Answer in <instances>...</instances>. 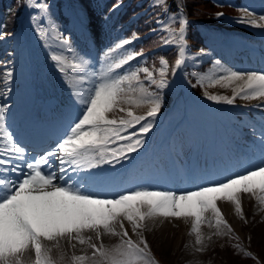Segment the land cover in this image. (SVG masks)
<instances>
[{
  "label": "snow or ice",
  "instance_id": "1",
  "mask_svg": "<svg viewBox=\"0 0 264 264\" xmlns=\"http://www.w3.org/2000/svg\"><path fill=\"white\" fill-rule=\"evenodd\" d=\"M25 3L38 12L31 19L37 25L39 38L49 47L50 42L55 43L56 51L50 59L67 80L74 118L54 148L33 156L6 126L9 105L0 104V264H21L24 254L31 251L35 254L34 264H56L45 241L58 246L65 238L92 249L90 257L74 255V264H158L143 234L150 223L191 220L190 234L195 235L197 245H202L204 226L216 229L215 235L234 232L218 202L231 203L240 219H245L242 194H250L264 207V133L258 163L219 182L182 193L138 187L102 195L100 189L107 184L103 166L114 167L130 160L131 154L144 147V138L161 111L159 90L169 87L170 62L160 57L159 67L155 62L149 66L143 50H129L126 46L139 38L135 32L131 39L110 44L98 61H93L78 50L67 29L57 27L45 0ZM152 4L159 12L154 17L157 27L150 31L160 33L161 46H176L178 52L171 71L175 76L190 58L191 49L185 38L189 20L183 10L172 13L167 0H152ZM122 6V0H115L108 11L115 13ZM177 7L180 9L179 4ZM223 15L217 14L218 18ZM45 19L47 28L41 26ZM109 20L110 17L105 18V22ZM236 23L264 29V14L257 16L245 9ZM89 27L83 19L78 20L77 29L85 38ZM93 35L99 44V34ZM12 75L11 71L4 75L6 84ZM192 75L196 76L193 87L220 86L232 92L229 96L205 91L209 101L233 105L237 98L257 100L261 101L257 107L264 108V71L241 72L215 60L207 72L201 70ZM151 86L157 91L150 90ZM141 107L147 108L146 114L137 115L134 109ZM115 111L124 116L112 118L110 114ZM126 223L138 240L129 234ZM86 232L94 233L100 243L93 242L92 236L86 237ZM105 235L119 237L120 242L106 247L102 241Z\"/></svg>",
  "mask_w": 264,
  "mask_h": 264
},
{
  "label": "rangeland",
  "instance_id": "2",
  "mask_svg": "<svg viewBox=\"0 0 264 264\" xmlns=\"http://www.w3.org/2000/svg\"><path fill=\"white\" fill-rule=\"evenodd\" d=\"M175 7L180 2V0H171ZM228 1V0H227ZM255 0H247V3L245 0H242L240 3L234 5V10L232 13H235V16H225L219 17L212 21L215 25L213 30L215 31L214 39L221 40L223 34H222V28H227L230 23L233 25V22H236L244 15V10L247 9L249 12H252L255 15H260L259 10L260 6L258 4H254ZM3 6L1 9L0 19H3L5 14V19L7 17V3L6 0H1ZM260 2V0H258ZM78 3L81 6H84V8L87 9V14L89 15L92 25L95 26L94 32L99 34V41L100 43L97 44L96 48L92 49H86L82 46H79L76 43V37L73 34L72 27L70 24H67L66 26L57 25V23L54 22L57 25V27L61 30L67 29V34H70L73 37V40L76 43V46L78 50L83 54L87 53L88 58L92 59L93 61H98V59L103 55L104 50L112 43L116 42L118 39H123V33L125 34V31L127 28H123L124 24H122V20L124 19L125 14L128 11L129 5L126 6V11L121 17V21L117 22L118 17L116 16V12L120 9H118L115 13L109 12L106 9H109V7L106 5L104 9H101V5L98 0H78ZM50 11L52 14V17H58V13L56 10V7L54 5V0L50 1L49 3ZM78 4V5H79ZM225 3L219 4L220 7L217 8V14L223 13L222 11L219 12V10L222 8V5ZM254 4V5H253ZM148 8V7H147ZM177 8V7H176ZM102 10V11H101ZM262 12V11H261ZM38 12L34 9H31L26 6V3L23 5L22 12L19 16H17L20 20L21 24L18 25V27L14 28L11 33H4L5 36H11L8 38V41L12 39V42L14 45V49H21L24 46L25 42H29L32 44L34 50L38 54H33V56L39 57V59L45 61L47 63L49 61V58H47V52L49 51H55L56 48L53 46V42H50L51 47L45 44L43 40L39 38L38 32L36 31L37 25L32 22V16L37 15ZM224 14V13H223ZM263 14V12H262ZM110 17V20L108 22H105V18ZM47 21V19H45ZM44 20V21H45ZM45 21V22H46ZM45 22L41 26L46 27ZM222 28H220V27ZM3 27V22L0 20V28ZM47 28V27H46ZM25 30V31H24ZM2 33V32H1ZM15 34L16 36H14ZM25 35V37H24ZM132 35V33L130 34ZM12 36H14L12 38ZM218 36V37H217ZM126 37V35H125ZM128 38V37H127ZM132 36L129 38L131 39ZM211 38V37H209ZM144 39L134 41L132 45L126 46L131 51H140L147 48H152L154 45L158 44L153 43L149 46H143ZM14 49L12 48L11 51L14 52ZM156 51V50H155ZM153 51V52H155ZM169 51V50H168ZM152 53V52H150ZM247 52L241 53V59H239L240 62H237L238 66L232 65L228 63L227 60H224L223 53L220 51L219 53L216 52L215 48L213 47H207L203 48V53H201V50L198 52L191 53V62L188 66L193 65L195 67V73H200L201 70L203 72H207L209 69L212 68L213 63L215 60H220L221 64L224 67H230L233 70H238L241 72H252L251 70H246L244 68V64L247 63L246 60L250 59L249 55H245ZM245 55V56H244ZM199 56V59H193L194 57ZM171 56H168L170 65H174V61H171ZM176 57V56H175ZM144 58L147 59L146 53L144 54ZM174 58V57H173ZM26 59V56L24 55L23 58L18 59L19 62L24 63ZM175 59V58H174ZM201 61H203L201 63ZM211 62V63H210ZM135 64L136 62H131ZM210 63V65L204 66V68H198L200 64H207ZM243 66V68H242ZM97 67H99V64H97ZM159 67V65L157 66ZM172 67V66H170ZM198 68V69H196ZM172 68H169V71L171 72ZM196 83V76H194V80ZM172 84L170 75H169V84ZM173 86V85H172ZM174 88V87H173ZM173 88L170 96L173 94ZM152 91H157V89L154 87H151ZM171 87H167L166 91L170 92ZM203 95L204 92L207 91L209 94L213 95H232V92L230 89H224L220 86L215 87H208V88H202L200 90ZM160 95L162 97V106L167 104L169 105L171 101L167 100V96L164 95V89L159 90ZM166 94V92H165ZM174 98H176V101L174 103L175 107L177 104H179V99L176 95V90L174 88ZM168 101V102H167ZM166 102V103H165ZM223 104V103H221ZM174 105H172L170 109H165L164 106L161 108L160 113L155 118V122L158 121L160 118L161 126H160V135L165 133V130H168L174 122L178 121V117L180 115V108H175ZM146 107H141L139 109H134L135 113L137 115H143L146 114L145 110ZM116 116L117 119L124 116V113H121L119 111H115L111 113ZM162 120V121H161ZM197 124L201 126V124L197 121ZM155 125V123H154ZM7 126V124H6ZM139 127V125H137ZM154 127V126H153ZM132 130V129H131ZM184 132V131H183ZM150 134V133H149ZM148 134V135H149ZM166 134V133H165ZM164 134V135H165ZM183 136V133H179V136ZM178 138V137H177ZM180 138V137H179ZM186 152L188 151V141H186ZM254 160V159H253ZM258 163L257 161H254ZM253 165V164H252ZM251 165V166H252ZM251 166H246L243 170L237 172H243L246 168H249ZM190 167V162L187 164V168ZM145 170V166L141 167L140 173L141 175L137 176L133 180V184L129 188V190L136 189L138 187H148L150 189L154 190H161L160 188L172 190L177 193H182L188 190H192L194 188H197L199 186L205 185V184H212L219 182L227 177H222L221 175H212L210 177H207L206 179H202L196 184H192V181L189 180L188 182H184L180 186H175L172 180L163 173L161 170V175H154L153 172L151 174H143V171ZM190 174V173H189ZM234 175V174H233ZM158 179L160 184H155L154 181ZM189 184V187L186 189H179L181 186H187ZM128 191V190H127ZM246 197V207H244V217L245 219H240L241 225L240 227H235L233 225L232 228L234 232L229 235H224L226 237L234 238L239 237L238 244L231 243L229 240H227L226 246L225 244L222 245V239L224 236L215 235L216 229L214 228H208L207 226L202 227L201 231L204 236V242L202 245H197L195 243L196 237L194 235V239L187 240L186 236H189L188 230H183L182 234H180V230L182 225L185 224V222L190 223V220L185 221L183 219L177 220H157L155 223H150L147 230L144 231L145 239L148 240L151 243V247L153 246V252L152 255L154 256L157 252H159L160 256H154V258L159 262L158 264H164L163 260L166 262V264H264V207H261L259 203L250 195V194H244ZM221 206V210L223 214L228 211L226 208L227 203L229 202H218ZM224 203V204H222ZM230 208V210L227 212V215L230 216L231 219H234L233 214L235 212L234 206L230 203V205L227 206ZM232 207V208H231ZM247 221V223L245 222ZM93 233L86 232L84 235L91 236ZM193 235V234H191ZM183 236V238H182ZM208 237H211V239H208ZM132 238L134 240H138V238L132 234ZM235 239V238H234ZM235 243H237V239H235ZM120 242V238L116 236H108L106 235V239L104 242V245L106 247H112ZM46 245L49 246L52 249L51 255L53 259L56 261V264H74L72 257L74 255H86L91 256L92 249L85 245H80L76 242V246H72V241H69L67 238L62 239L59 241V245L57 246L56 242H50L45 241ZM229 245V246H227ZM239 245V248L237 247ZM198 248H203V251H197ZM227 248V251H226ZM243 249V251H241ZM179 250L181 252H179ZM245 252H251L252 256H246ZM154 253V254H153ZM61 256H63V259H61ZM35 254L34 251L25 253L24 256L21 258V264H34ZM86 264H91V261L86 262Z\"/></svg>",
  "mask_w": 264,
  "mask_h": 264
},
{
  "label": "trees",
  "instance_id": "3",
  "mask_svg": "<svg viewBox=\"0 0 264 264\" xmlns=\"http://www.w3.org/2000/svg\"><path fill=\"white\" fill-rule=\"evenodd\" d=\"M112 0H110L111 2ZM147 1V3H151V8L149 9V11L145 14H141L139 16L138 19H136V21L134 23H132L127 30L125 31L126 36H129L131 33H138V34H142L144 31L148 30L151 27H154L155 21H154V17L156 15L157 12H159V9L154 8L153 4H152V0H134L131 3V6L129 7L127 13L125 14L124 17H126L131 11H132V7H134L135 9H139L141 7V4L143 5V2ZM224 1V0H222ZM237 2H239L240 0H236ZM109 3V1H107L104 4V7ZM185 4L186 7L189 11V13L192 16L195 17H208V18H214L216 17L217 14V8L220 7L218 0H185ZM23 5V0H10V10L7 14V17L5 19V30H10L12 28V26L15 24V14L18 13L21 9V6ZM60 5V1L59 4ZM225 10L228 11H233L234 7L232 4L230 3H225L222 6ZM170 10H172V8L170 7ZM159 36L160 33H154V35L152 37H149L147 39L144 40V43L142 44L143 46H149L153 43H157L160 42L159 41ZM208 38V34L206 33V28L202 25L199 24L197 22H194L193 24H191L190 26V41H191V45H192V50L194 52L199 51L200 49L206 48L208 47V45L205 43V39ZM163 49L160 48L158 51L149 53L147 60L149 63V66L152 65L153 62L156 63V66L159 65V56L160 55H166L171 56L170 59L171 61H173V57L175 56V50L171 49ZM211 63V62H210ZM210 63L207 64H200L198 68H204V66H209ZM172 66V63L171 65ZM171 68V67H169ZM196 68V69H198ZM195 67L193 65L188 66V77L190 78V80H194V75H192L193 73H195L194 70ZM154 87V86H151ZM198 91L201 90V87L196 86L195 87Z\"/></svg>",
  "mask_w": 264,
  "mask_h": 264
},
{
  "label": "bare ground",
  "instance_id": "4",
  "mask_svg": "<svg viewBox=\"0 0 264 264\" xmlns=\"http://www.w3.org/2000/svg\"><path fill=\"white\" fill-rule=\"evenodd\" d=\"M77 12L78 13H75V15H76V17L80 20V19H83L84 20V23H86V24H89L90 23V21L88 20V16H87V9L86 8H84V6H81L80 4L78 5V8H77ZM54 20V19H53ZM238 29V31H237V33H240V34H242V36L244 37V38H250V40H252L251 39V37H256V34H257V32H256V28L255 27H253V26H251L250 24H248V23H236V22H233V25L230 23V27H229V30L230 31H233V32H235L234 30H237ZM243 32V33H242ZM256 33V34H255ZM55 44V43H54ZM0 45H2V43H0ZM32 59L35 61V62H38V61H43V60H41V59H39V57H37L36 55L35 56H32ZM44 62V61H43ZM52 65L54 66L55 64L54 63H52ZM49 67H50V69H53L54 71L52 72V73H54V74H57V76H58V78H59V80H60V82H61V84H62V89H63V96H64V98L66 99L65 101H66V103H69L70 101L72 102V97H71V93H70V88L68 87V84H67V80H66V78L58 71V69L57 68H54V67H51L50 65H48V64H46L45 62H44V65H43V67H42V69L40 70L41 71V73H43V74H45L44 75V77L43 78H45L46 77V75H47V69H49ZM11 68H12V65H9V69H7V70H11ZM260 69V68H259ZM254 71H256V72H261V71H264V70H258V69H256V68H254L253 69ZM34 71H36V70H34ZM39 74V73H38ZM226 105V104H225ZM224 105V106H225ZM224 106H223V108L221 109L223 112H225L224 111ZM70 107H69V105L67 104V107H66V110H67V112H70V109H69ZM67 122V121H66ZM240 130H238V132H239ZM50 136V133H49V131L47 132V134H46V136H45V138L43 139V141L42 140H40V141H42L43 142V144H45L46 142H47V137H49ZM51 137V136H50ZM241 200H242V207H243V209H244V207H246L245 205H246V197H245V195L244 194H242V197H241ZM222 204H224V203H222ZM228 205H230V203H227V206ZM218 206L221 208V206H220V204L218 203ZM226 206V208L228 209V211L230 210V208H228ZM232 208V207H231ZM227 211V212H228ZM227 212H225L224 213V215H226L227 214ZM233 217H234V219H231L230 218V216L229 215H226L225 216V219L228 221V223L229 224H231V225H233V226H235V227H240V225H241V222H240V219H239V217L237 216V214L234 212V214H233ZM126 227H129V232H131V230H130V226H128L127 225V223H126V225H125ZM189 229V225H188V222H185V224L184 225H182V227H181V230H180V234H179V236L182 234V232H183V230H188ZM94 241V240H93Z\"/></svg>",
  "mask_w": 264,
  "mask_h": 264
}]
</instances>
